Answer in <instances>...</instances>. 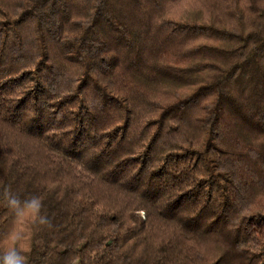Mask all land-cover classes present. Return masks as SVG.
Segmentation results:
<instances>
[{
  "label": "trees",
  "instance_id": "obj_1",
  "mask_svg": "<svg viewBox=\"0 0 264 264\" xmlns=\"http://www.w3.org/2000/svg\"><path fill=\"white\" fill-rule=\"evenodd\" d=\"M5 186L29 264H264V0H0Z\"/></svg>",
  "mask_w": 264,
  "mask_h": 264
},
{
  "label": "clouds",
  "instance_id": "obj_2",
  "mask_svg": "<svg viewBox=\"0 0 264 264\" xmlns=\"http://www.w3.org/2000/svg\"><path fill=\"white\" fill-rule=\"evenodd\" d=\"M6 207L13 214L17 225H24L27 221L29 227L37 229H53L52 218L46 211L44 200L39 195L21 197L19 193L13 192L10 187L0 190ZM28 232L25 227L14 226L7 234L8 245L0 254V264H29L26 250L19 247L25 241Z\"/></svg>",
  "mask_w": 264,
  "mask_h": 264
},
{
  "label": "rangeland",
  "instance_id": "obj_3",
  "mask_svg": "<svg viewBox=\"0 0 264 264\" xmlns=\"http://www.w3.org/2000/svg\"><path fill=\"white\" fill-rule=\"evenodd\" d=\"M26 222H27V221H26ZM26 222H25L24 225H17V224H16V221H14L12 225H13V227H14V226H17V227H25V228H26V227H27V226H26V225H27ZM13 227H12V228H13ZM12 228H11V229H12ZM11 229H10V230H11ZM7 244H8V242H7Z\"/></svg>",
  "mask_w": 264,
  "mask_h": 264
}]
</instances>
